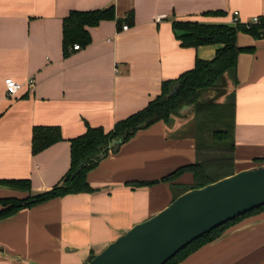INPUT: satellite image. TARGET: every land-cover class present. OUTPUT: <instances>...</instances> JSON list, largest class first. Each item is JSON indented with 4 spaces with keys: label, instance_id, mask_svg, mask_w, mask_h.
Wrapping results in <instances>:
<instances>
[{
    "label": "crops",
    "instance_id": "1",
    "mask_svg": "<svg viewBox=\"0 0 264 264\" xmlns=\"http://www.w3.org/2000/svg\"><path fill=\"white\" fill-rule=\"evenodd\" d=\"M110 6L116 19L91 28V43L65 56L64 18L73 10ZM235 12L242 24L262 18L264 0H0V180L31 182L30 192L0 185V198H27L60 185L71 167L73 138L89 126L110 132L159 96L163 82L192 70L198 58L216 56L221 45L184 47L175 22L235 27ZM122 19L132 22L119 25ZM237 43L245 50L235 71L222 87L202 94L207 101L220 90L218 101L233 105L236 172L264 164V36L239 32ZM9 77L23 84L14 96L7 94ZM194 108L184 105L171 121H157L110 150L88 173L92 192L0 220V264H86L171 204L194 183L193 173L137 183L161 180L197 161ZM35 126H59L64 140L34 154ZM179 264H264V211Z\"/></svg>",
    "mask_w": 264,
    "mask_h": 264
},
{
    "label": "trees",
    "instance_id": "2",
    "mask_svg": "<svg viewBox=\"0 0 264 264\" xmlns=\"http://www.w3.org/2000/svg\"><path fill=\"white\" fill-rule=\"evenodd\" d=\"M115 19L114 6L87 11H71L63 20L64 55L68 56L75 44L80 47L90 44L92 41L91 28L97 27L102 21ZM128 20H118V24L122 25ZM131 22L132 20L128 21V23ZM174 28L184 47L197 48L204 45H221V47L213 59L198 58L192 70L185 72L178 79L163 82L159 96L151 100L143 109L118 121L110 132H106L103 127L89 126L86 133L73 138L71 140V167L62 183L47 192L33 194L27 198H0V204L4 206L0 211V220L11 217L22 209L31 208L58 197L72 193L92 192L94 188L88 181V173L108 156L110 150L117 152L139 130L157 121H171L184 105H195L197 161L178 168L161 180L137 184L149 185L159 181L174 180L186 172L193 173L194 183L182 187L178 197L190 189L204 187L236 172L233 105L218 101L222 95L220 90H217L215 98L207 101L202 99V94L207 90L222 87L226 82V74L235 71L238 55L245 50L238 46L239 32L249 33L256 38L264 36V17L260 23L252 24L250 27L242 23L234 27L226 24L179 21L174 23ZM62 140L64 137L59 126H35L32 138L33 153L37 154ZM0 185L31 191V182L27 179H4L0 180ZM262 211H264V206L215 228L180 250L165 264H179L204 245L221 237L231 226ZM93 257L94 255L91 259Z\"/></svg>",
    "mask_w": 264,
    "mask_h": 264
},
{
    "label": "water",
    "instance_id": "3",
    "mask_svg": "<svg viewBox=\"0 0 264 264\" xmlns=\"http://www.w3.org/2000/svg\"><path fill=\"white\" fill-rule=\"evenodd\" d=\"M261 206L264 164L184 192L86 264H165L194 240Z\"/></svg>",
    "mask_w": 264,
    "mask_h": 264
},
{
    "label": "built area",
    "instance_id": "4",
    "mask_svg": "<svg viewBox=\"0 0 264 264\" xmlns=\"http://www.w3.org/2000/svg\"><path fill=\"white\" fill-rule=\"evenodd\" d=\"M261 17L260 16H255L254 18H252L251 20L245 22L244 24L247 25L248 27H250L252 24H257L261 22ZM235 24L241 23L240 20L238 19V12H235V20H234ZM125 28L127 29V26H125ZM80 45L75 44L74 45V49L78 50L80 49ZM34 82V79H31V83ZM5 84H6V90H7V94L10 96H14L15 94H17L23 87V84L17 82L14 78L9 77L6 78L5 80Z\"/></svg>",
    "mask_w": 264,
    "mask_h": 264
}]
</instances>
